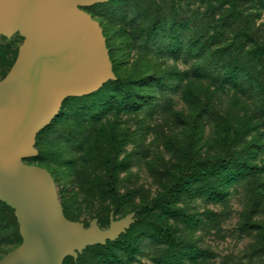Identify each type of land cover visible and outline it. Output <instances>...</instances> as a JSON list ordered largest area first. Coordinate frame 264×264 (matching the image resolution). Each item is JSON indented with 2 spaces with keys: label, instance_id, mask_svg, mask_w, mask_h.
Returning <instances> with one entry per match:
<instances>
[{
  "label": "rangeland",
  "instance_id": "1",
  "mask_svg": "<svg viewBox=\"0 0 264 264\" xmlns=\"http://www.w3.org/2000/svg\"><path fill=\"white\" fill-rule=\"evenodd\" d=\"M221 1L107 0L81 6L104 29L114 77L89 93L67 96L59 116L38 131L33 143L36 154L24 158L51 174L56 193L61 189L66 196V219L84 227L95 223L99 229H107L112 220L126 218V226L106 239L114 240L143 218L138 208L181 173L192 174L195 163L227 149L233 142L223 143L227 125L239 126L246 114L254 128L245 129L249 131L240 137L235 150L252 165V173L232 184L221 201L182 192L177 205L186 217L173 225L177 236L208 252L207 258L180 264H264V92L248 98L228 85L204 84L203 90H197L204 103L195 106L190 103V82L181 74L191 70L194 58L186 52L161 54L158 44L145 46V34L135 37L138 25L154 17L168 21L177 13L203 28L205 37H212V41L264 45V0ZM214 12L218 21L210 16ZM230 12L235 13L234 23L223 25L218 14ZM221 25L225 27L223 34L215 28ZM244 28L247 35L242 34ZM27 37L21 27L8 36L0 33V87ZM249 67L264 85V54ZM153 69L161 76L160 82L148 79ZM117 75L127 80L130 102L124 104L121 97L118 103L108 105V98L117 93L110 83ZM83 110L86 114L79 116ZM41 158L50 164L45 165ZM110 166L117 174V193L111 197L101 194ZM20 210L19 204L0 197V258L22 240L17 220ZM147 220L152 222L153 218ZM147 220L144 218L136 230ZM87 246L65 255L73 259L80 255L77 263L63 261L64 256L59 264H156L152 258L155 245L148 241L141 243V252L130 261L124 258L115 263L100 261L107 249L84 250Z\"/></svg>",
  "mask_w": 264,
  "mask_h": 264
},
{
  "label": "water",
  "instance_id": "2",
  "mask_svg": "<svg viewBox=\"0 0 264 264\" xmlns=\"http://www.w3.org/2000/svg\"><path fill=\"white\" fill-rule=\"evenodd\" d=\"M107 0H0V33L21 27L28 37L0 87V197L19 204L21 242L0 264H59L85 246L103 243L126 226L84 227L65 218L53 178L28 164L40 129L69 95H82L113 78L102 27L81 6Z\"/></svg>",
  "mask_w": 264,
  "mask_h": 264
},
{
  "label": "trees",
  "instance_id": "3",
  "mask_svg": "<svg viewBox=\"0 0 264 264\" xmlns=\"http://www.w3.org/2000/svg\"><path fill=\"white\" fill-rule=\"evenodd\" d=\"M118 1L125 2L127 0ZM219 2L223 3L221 0ZM210 16L213 20L215 12L211 13ZM234 16L235 13L233 12L227 15L218 14L223 25L227 24L228 26L234 23ZM213 21L218 20L214 19ZM223 25L219 28L215 27L222 34L225 31ZM137 27L135 37L141 38L145 34L142 38L145 46L154 48L158 44L161 54L175 55L186 52L187 55L194 58L191 70L181 73L190 82L191 104L200 106L204 103V100L199 98L197 90H203L205 85L209 87L210 84H214L219 88H225L226 85L231 86L235 89V92H240L248 98L263 94L264 85L258 81L253 71H250L249 64L257 62L264 54V45H248L245 42L238 43L227 40L212 41L210 40L212 37H205L203 28H198L196 23L190 24L186 18L180 17L177 13H174L168 21L154 17ZM247 31L248 29L244 28L242 34L247 35ZM244 56L248 57V60ZM151 73L153 76L148 78L151 83L162 80L154 69ZM110 83L113 85V91L117 93L108 98V105H111L112 102L118 103L121 97L124 104L130 102L129 91L126 88L127 80L124 77L117 75L116 79L110 81ZM198 108L202 112L201 108ZM261 110V116L264 117V105ZM59 114L60 112L52 121ZM85 114L84 110L78 113L79 116ZM244 118L245 121L238 122L240 124L239 126L236 125L237 127L227 125L223 143L226 145L231 139L233 140L230 145H226L228 146L227 149L216 153L209 159L195 163V171L192 174L181 173L163 192L159 193L149 203L139 207L138 211L143 218H138L124 233H121L112 241L106 240L103 244L96 243L87 246L84 250H89L91 247L107 249L106 254L100 258L101 262H122L124 258L130 261L135 253L141 252V243L148 241L155 245L156 251L152 258L156 264H180L186 260L196 261L199 258H207V250L198 248L190 241L176 235L173 222L186 217L183 209L177 205V198L182 192H189L205 195L211 201H221L229 194V187L232 184L245 179L252 173V165L242 160L243 157L235 150V144H237L240 137L249 131V129L246 131L245 129L253 126L252 121L247 118L246 114ZM39 134L40 132L36 137ZM40 160L45 165L50 164L47 159L41 158ZM116 175L115 169L110 166L107 172V182L101 190V194L111 197L117 193L114 182ZM57 197L64 212L66 209V196L61 189L57 190ZM149 217L153 218L152 222L147 220ZM144 218L147 220L144 226L136 230L144 222ZM114 249L117 252L119 251V254L114 253ZM79 257L80 255L73 259L65 256L63 261L69 260L72 263H77Z\"/></svg>",
  "mask_w": 264,
  "mask_h": 264
}]
</instances>
